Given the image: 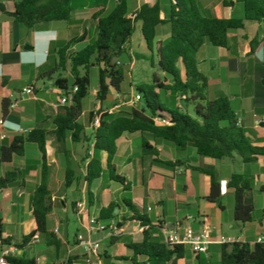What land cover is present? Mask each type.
<instances>
[{
	"label": "crops",
	"instance_id": "obj_1",
	"mask_svg": "<svg viewBox=\"0 0 264 264\" xmlns=\"http://www.w3.org/2000/svg\"><path fill=\"white\" fill-rule=\"evenodd\" d=\"M2 1L8 13L14 12L15 0ZM188 1L205 17H243V12L237 10L240 6L243 8L241 0ZM127 2L128 17L143 5L159 3L161 18L167 20L175 0ZM115 5L116 0H74L73 14L69 21L45 22L33 29H27L9 14L0 11V158L2 149L11 147L16 139L21 142L15 150L22 148L20 153L13 154L11 161L0 163V180H11L5 188L0 189L3 236L10 242V245L0 246V254L9 249V256L24 257L34 260L36 264H146L145 256L135 254L128 247L144 241L147 227L132 218L134 211H137L150 221L152 240L160 243H163L164 227L181 233L187 227L198 231L202 226H208L212 239L208 253L197 255L181 247L182 257L175 264H221L222 245L217 243L218 240L232 237L254 245L257 237L264 234V155L249 164L243 163L238 156L218 161L198 155L193 147L179 150L172 143L155 139L149 133H125L116 142L113 169L107 166V154L99 152L102 174L87 184L85 177L89 159L86 154L88 151L94 154L92 143L90 147L83 141L75 143L68 134L62 149L53 133L54 119L64 108L55 105L65 95L56 87L55 80L61 75L69 80L70 85L73 82L69 67L66 71L56 72L52 78L47 75L56 67L58 50L76 38L83 40L74 44L70 48L71 52L93 44L98 34L94 16L101 12L103 15L109 14ZM169 37V27L160 26L156 42L165 41ZM26 45L32 48L26 49ZM128 47L126 52L131 59L129 64H132L139 55ZM196 62L199 71L208 79V98L214 100L220 96L228 97L250 143L264 149V127L256 123L264 115V22H246L243 28L231 30L225 48L206 42L198 51ZM178 66L183 75L181 62ZM91 86L89 110L83 109L78 119L84 128V137H92L95 130L90 118L91 112L97 115V111L101 110L102 113L118 115L126 114L132 108L126 104L118 105V93L113 90L100 105L97 85L94 88ZM26 87L33 89L32 95L23 94ZM125 93L121 95L122 99H130L129 93ZM167 96L174 95L168 91ZM175 98L177 106H182L178 98ZM4 99H8L11 104L17 103L15 108H10L8 119H3ZM138 106L141 103L134 107ZM1 121L5 122L3 126ZM35 129L48 132V187L53 210L48 216L47 233L37 236L38 241L23 243V238L30 235L36 226L32 196L42 180V155L38 146L27 140L28 133ZM21 130L28 133H22ZM143 141L158 151L160 161L170 165L156 162L155 155L145 154ZM198 167L215 168L221 184L220 204L207 200L211 192V178L194 170ZM234 167L238 170H234ZM71 169L74 182L67 188V172ZM234 173L253 179V221L244 225L234 219V191L228 187ZM112 175L124 177L130 188L125 189L112 179ZM69 201L76 218L74 233L68 216L59 213L62 207L67 210ZM78 202L85 203L80 213L76 209ZM111 205L115 208L114 217L104 218L103 212ZM92 217L106 224L114 221L121 233L116 235L111 229L90 233L88 223ZM79 235L100 241L98 256L89 255L81 248L77 240Z\"/></svg>",
	"mask_w": 264,
	"mask_h": 264
},
{
	"label": "trees",
	"instance_id": "obj_2",
	"mask_svg": "<svg viewBox=\"0 0 264 264\" xmlns=\"http://www.w3.org/2000/svg\"><path fill=\"white\" fill-rule=\"evenodd\" d=\"M74 0H15V10L8 13L6 5L0 0V11L9 14L19 24L27 29L45 22L69 21L73 14ZM243 4L242 18L205 17L200 14L196 6L188 0H175L167 20L161 18L159 3L153 6L143 5L135 14L128 17L127 0H116L113 10L103 15V12L94 16L97 20L96 41L76 52L70 48L81 42L82 38L71 40L64 48L58 50L56 67L47 74L50 78L56 72L66 71L69 67L73 76L69 80L59 75L55 85L65 94H73L70 106L64 107L61 114L54 119V135L57 142L64 149L68 134L75 143L86 142L93 145L94 154L89 151L85 181L92 183L102 174L101 161L98 153L107 154V166L113 169V160L117 153V140L125 133H149L155 139H163L175 145L179 150L188 147L196 149L198 155L218 161L229 160L238 156L245 164L253 163L264 155V149L253 146L247 138L244 128L238 124L236 112L233 110L228 97L220 96L210 100L207 96L208 79L199 71L196 55L206 43L215 47H227L229 32L243 28L246 22H264V0H241ZM141 22L142 35L146 46L151 53V65L158 66L165 75L160 80L154 74L152 84L137 86L141 96V106L132 107L126 114L114 115L111 112L99 114V126L95 128L92 137H84L83 126L78 119L83 111V100L88 96L91 86V70L98 68L97 100L101 105L111 91L122 95L126 94L124 83L127 80L126 67L122 64H112L113 58L127 51L131 38L136 31L137 23ZM167 25L170 37L162 42H156L158 28ZM156 57V63L155 58ZM179 62L184 67L181 75ZM158 91H170L172 95L182 99L183 105L169 108L165 103H159ZM8 99L3 100V119L10 118ZM94 113H90L93 120ZM47 134L43 129H35L28 133L27 140L35 143L42 155V180L32 196L33 215L36 226L34 231L23 238V243L33 240L40 234L47 233L48 216L52 212V200L48 187V157ZM21 140L16 139L11 147H4L0 163L9 162L15 152L20 153L22 148L15 150ZM145 154L155 155L156 162L170 165L158 159L159 153L147 141L142 142ZM194 170L207 174L211 178V192L207 200L220 204L221 184L214 167H198ZM65 186H72L73 170H69ZM15 173H12L14 175ZM112 179L125 189L129 183L124 177L112 175ZM10 179L0 180V189L5 188ZM253 179L241 173H234L228 182V187L234 191L235 206L234 219L244 225L253 221L255 205L252 195ZM114 206L103 212V217H114ZM105 218V217H104ZM133 219L140 222L144 231V241L140 244H130L128 247L137 255L147 258L146 264H175L182 257L183 249L168 248L165 244L152 240L149 230L150 221L142 214L134 211ZM4 226L0 220V246L10 245L5 239ZM20 248V246H17ZM11 264H36L34 260L24 257L9 256ZM221 264H264V244H250L239 242L232 245H222Z\"/></svg>",
	"mask_w": 264,
	"mask_h": 264
},
{
	"label": "built area",
	"instance_id": "obj_3",
	"mask_svg": "<svg viewBox=\"0 0 264 264\" xmlns=\"http://www.w3.org/2000/svg\"><path fill=\"white\" fill-rule=\"evenodd\" d=\"M78 91V87L73 89V92L69 94H65L61 97L58 101V104L55 107H65L72 104L73 101V94ZM23 94L25 95H32L33 89L30 87H26L23 89ZM118 105H128L134 107L135 105L139 104L141 101V96L136 94L135 97L127 100H123L121 95L118 94ZM185 97L183 96L182 99ZM17 103H13L10 105V108H15ZM100 116L95 115L92 120V125L94 128L99 126ZM257 125H262L264 127V115L256 121ZM5 124L4 121H1V125ZM240 125V121H238ZM22 133H28L27 131L21 130ZM85 208L84 202H78L76 204V209L78 213L82 212ZM111 229L112 232L116 235L120 234V229L117 227L114 221L110 222L109 224L104 223L97 217H92L89 219L88 223V231L90 233H99L105 232ZM210 228L206 225L202 226L198 231L193 230L191 227H187L184 229L183 232H177L168 230L166 227L162 228L163 233V244H165L168 248L173 249L176 247H185L188 248L192 253L200 255V254H207L210 244L212 243ZM79 245L81 248L89 255L98 256L100 253L101 244L100 241L91 240L90 238H85L82 235L77 237ZM33 241H38V238L35 237ZM241 242L239 239L232 238V237H224L217 241L220 245H232L235 243ZM254 244H264V234H261L257 237ZM11 250L6 249L2 251L0 254V264H11L8 260V256L10 255Z\"/></svg>",
	"mask_w": 264,
	"mask_h": 264
},
{
	"label": "rangeland",
	"instance_id": "obj_4",
	"mask_svg": "<svg viewBox=\"0 0 264 264\" xmlns=\"http://www.w3.org/2000/svg\"><path fill=\"white\" fill-rule=\"evenodd\" d=\"M196 2V0H195ZM175 4V3H174ZM241 13L243 12V8L242 6L238 7V9ZM142 25L140 23L137 24L136 26V31L133 34L132 38H131V42L129 45V49L130 51L135 52L136 54L139 55L138 59H134L132 64H125L124 66H126V68L128 69V73H127V80L124 83V87L126 89V91L129 93L130 95V99L135 97L136 94H138L137 92V84L141 83V84H152L153 83V76L154 74H158V76L160 77V80H164L165 75L160 72L158 66L156 65L155 67H153L151 65V53H148L143 35H142V29H141ZM29 47V45H26ZM155 59V63H156V57ZM97 81H98V68L95 67L91 70V83L92 86L91 88H94L97 85ZM159 93V103H165L169 108H175L177 106V102H176V98L175 96H167V91H158ZM178 98V97H177ZM118 99V97H117ZM92 100V94H88V96L83 100V109L84 111H88L89 110V106H90V101ZM181 105H183L182 99L178 98L177 99ZM119 101V100H118ZM234 170H238L236 167H234ZM69 192V190H67ZM76 198V197H75ZM62 210H60V215L61 216H68L69 220L71 221V230L72 233L75 232L76 230V218L74 213H72V206L70 204H68L67 210L65 211L64 208H61ZM94 211V209H93Z\"/></svg>",
	"mask_w": 264,
	"mask_h": 264
},
{
	"label": "water",
	"instance_id": "obj_5",
	"mask_svg": "<svg viewBox=\"0 0 264 264\" xmlns=\"http://www.w3.org/2000/svg\"><path fill=\"white\" fill-rule=\"evenodd\" d=\"M25 48L27 49V48H32V47H25ZM130 62H131V59L129 58L128 53L124 52L120 56L114 57L113 61H112V64L119 63V64H122V65H125V64H129ZM223 161H225V160H223Z\"/></svg>",
	"mask_w": 264,
	"mask_h": 264
}]
</instances>
